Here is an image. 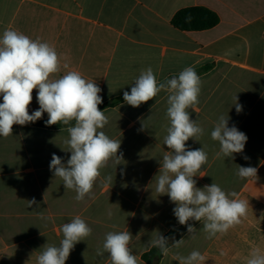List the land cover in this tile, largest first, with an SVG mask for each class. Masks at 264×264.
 Returning a JSON list of instances; mask_svg holds the SVG:
<instances>
[{
  "label": "crops",
  "instance_id": "obj_1",
  "mask_svg": "<svg viewBox=\"0 0 264 264\" xmlns=\"http://www.w3.org/2000/svg\"><path fill=\"white\" fill-rule=\"evenodd\" d=\"M196 6L215 12L219 24L192 32L171 25L179 10ZM5 29L53 45L68 64L53 78L79 71L102 89L99 106L123 98L143 69L151 67L164 82L192 66L202 87L190 118L204 135L186 144L208 153L197 174L202 177H194L196 186L216 183L236 192L249 201L248 214L242 224L212 239L202 222L190 220L195 239L188 231L174 236L184 239L183 245L171 248L158 264H179L175 256L193 250L206 257L205 264H244L252 247L264 249V0H0V35ZM37 91L29 114L39 108ZM236 95L242 105L239 114ZM166 109L167 93L161 91L139 107L123 100L101 110L109 118L103 131L121 140L118 155L123 157L108 161L90 195L79 202L49 169L53 153L65 163L70 158L64 143L67 127L13 125L11 136L0 137V264H36L42 246H58L61 226L77 215L92 233L75 245L66 264H111L108 253L98 256L97 249L108 232L127 230L139 264H147L142 256L151 250V239L187 226L178 223L169 197L155 191L160 161L170 151L163 142L169 126ZM220 115H228L229 127L234 124L248 137L243 153L233 158H216L220 145L210 134ZM47 119L44 113L38 121ZM237 166L255 167L257 177L238 178ZM108 175L112 182L106 185ZM33 197L39 208L28 207Z\"/></svg>",
  "mask_w": 264,
  "mask_h": 264
},
{
  "label": "clouds",
  "instance_id": "obj_2",
  "mask_svg": "<svg viewBox=\"0 0 264 264\" xmlns=\"http://www.w3.org/2000/svg\"><path fill=\"white\" fill-rule=\"evenodd\" d=\"M66 59L53 45L40 38L32 39L14 29L3 31L0 35V137L11 136L13 125L34 123L44 113L48 114L46 126L58 123L68 126L69 138L64 143L70 158L65 163L62 157L53 153L49 169L54 177L62 179L66 190L76 193L74 199L79 202L90 195L108 161L115 157L118 162L123 154L118 155L121 140L110 138L103 131L109 118L98 107L103 103L102 89L76 70L53 78L62 67L68 68ZM201 87V78L192 66L185 67L178 76L164 82H159L153 69L148 67L135 78L131 91H124L123 100L132 107H139L161 91L167 93L169 126L163 142L170 151L165 152L160 161L159 173L154 177L155 191L159 195H167L176 205L173 214L179 224L187 225L191 238L195 239L197 230L188 223L190 220L202 222L207 238L212 239L226 235L247 219L249 201L240 198L236 192H226L216 183L202 188L196 186L194 177H202L197 174L207 164L208 153L204 147L191 149L186 142L189 139L199 141L204 135L203 127L190 118L189 112L199 103ZM34 89L38 90L36 100L39 108L29 114ZM234 99L239 114L242 105L238 103L237 95ZM229 119L228 115H220L210 134L211 139L220 145L216 153L218 159L233 158V154L243 153L248 140L247 135L234 124L229 127ZM236 175L240 179L257 177V169L237 166ZM111 182L112 176H106L104 183ZM33 205L39 208L34 197L28 200V207ZM60 231L63 239L59 245L42 246L43 250L36 255V264H66L75 245L92 233L78 215L63 224ZM132 238L128 230L110 231L105 236L102 249H97V255L102 257L108 253L111 264H139L129 247ZM171 239L173 243L169 246V237L158 233L148 243L167 256L171 248H180L184 243V239ZM175 259L179 264L206 262V257L198 250L187 256L177 254ZM243 261L244 264H264V249L252 247Z\"/></svg>",
  "mask_w": 264,
  "mask_h": 264
},
{
  "label": "trees",
  "instance_id": "obj_3",
  "mask_svg": "<svg viewBox=\"0 0 264 264\" xmlns=\"http://www.w3.org/2000/svg\"><path fill=\"white\" fill-rule=\"evenodd\" d=\"M220 22L219 16L207 9L205 7H187L179 10L172 18L171 25L180 31L192 32V31H203L208 30ZM123 98L118 99L115 102L109 103L107 105L99 106V109L102 110L105 107H113L119 102H122ZM74 124V121L72 122ZM29 126H38L45 128H64L68 127L63 124H55L52 126H46L45 121H36L34 123L27 124ZM187 232V226L182 229H172L166 237L181 236ZM163 254L158 248L152 247L150 251L145 253L142 258L147 264H158L163 258Z\"/></svg>",
  "mask_w": 264,
  "mask_h": 264
},
{
  "label": "water",
  "instance_id": "obj_4",
  "mask_svg": "<svg viewBox=\"0 0 264 264\" xmlns=\"http://www.w3.org/2000/svg\"><path fill=\"white\" fill-rule=\"evenodd\" d=\"M172 241H173L172 239H169V240H168V243H171Z\"/></svg>",
  "mask_w": 264,
  "mask_h": 264
}]
</instances>
